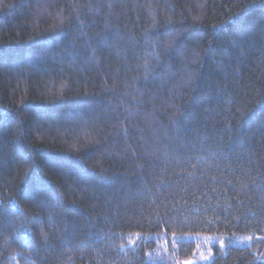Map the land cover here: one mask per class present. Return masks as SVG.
Here are the masks:
<instances>
[{"label":"trees","instance_id":"obj_1","mask_svg":"<svg viewBox=\"0 0 264 264\" xmlns=\"http://www.w3.org/2000/svg\"><path fill=\"white\" fill-rule=\"evenodd\" d=\"M188 258L264 264V0H0V264Z\"/></svg>","mask_w":264,"mask_h":264},{"label":"rangeland","instance_id":"obj_2","mask_svg":"<svg viewBox=\"0 0 264 264\" xmlns=\"http://www.w3.org/2000/svg\"><path fill=\"white\" fill-rule=\"evenodd\" d=\"M248 239L252 240L253 237L249 234H241V235H235L232 238V244H238V245H250L251 246V242H246L248 241ZM213 255V251L211 250V256ZM186 261H191V264H198V262L194 261V260H190V258L186 259L184 262Z\"/></svg>","mask_w":264,"mask_h":264},{"label":"snow or ice","instance_id":"obj_3","mask_svg":"<svg viewBox=\"0 0 264 264\" xmlns=\"http://www.w3.org/2000/svg\"><path fill=\"white\" fill-rule=\"evenodd\" d=\"M185 264H191V261H186Z\"/></svg>","mask_w":264,"mask_h":264}]
</instances>
